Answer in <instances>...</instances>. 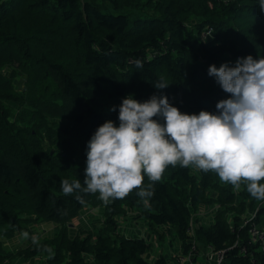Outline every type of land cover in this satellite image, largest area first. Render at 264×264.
Here are the masks:
<instances>
[{"label": "trees", "instance_id": "obj_1", "mask_svg": "<svg viewBox=\"0 0 264 264\" xmlns=\"http://www.w3.org/2000/svg\"><path fill=\"white\" fill-rule=\"evenodd\" d=\"M249 55L264 58L258 0H0V235L12 239L30 224L60 226L20 252H0V264L13 255L45 257L44 264H172L148 259L151 243L120 233L117 219L138 208L187 255V229L202 204L220 209L211 224L197 226L198 243L224 251L223 264H264L259 245L250 248L253 259L240 253L250 241L246 211H257L252 223L264 226V200L243 183L237 193L214 172L170 165L157 182L145 176L144 188L153 191L147 205L138 189L105 205L99 193L65 195L61 186L65 179L84 186L88 143L105 122L119 127L123 99L166 96L182 114L218 115L217 103L231 96L209 67ZM158 81L168 87L157 89ZM88 206L104 209V227L69 234Z\"/></svg>", "mask_w": 264, "mask_h": 264}, {"label": "clouds", "instance_id": "obj_2", "mask_svg": "<svg viewBox=\"0 0 264 264\" xmlns=\"http://www.w3.org/2000/svg\"><path fill=\"white\" fill-rule=\"evenodd\" d=\"M258 6L264 11V0H258ZM136 65L143 66L139 60ZM208 72L231 96L217 103L218 115L182 114L166 96L154 95L144 103L131 96L123 99L119 127L105 122L88 143L84 186L65 179L63 193H99L107 205L138 189L147 205L153 191L151 185L144 188L145 176L157 182L168 166L179 164L214 172L237 190L243 183L252 197L264 200V58L249 55L234 67L212 65ZM155 87L168 85L158 81ZM76 198L84 203L81 196Z\"/></svg>", "mask_w": 264, "mask_h": 264}, {"label": "rangeland", "instance_id": "obj_3", "mask_svg": "<svg viewBox=\"0 0 264 264\" xmlns=\"http://www.w3.org/2000/svg\"><path fill=\"white\" fill-rule=\"evenodd\" d=\"M236 63L228 64L229 67H234ZM11 73V69L7 70V76ZM16 88L19 91L24 90L25 79L24 77H17L15 80ZM14 118V116H13ZM242 186V185H241ZM243 188L240 187L237 190L239 193ZM211 195L208 192L207 196ZM239 200V199H238ZM220 209L218 205H200L193 214L191 224L196 230L197 226L200 224L212 223L214 215ZM257 211L247 210L242 216L245 219H251L256 215ZM104 209L101 207H86L78 219L74 220L69 227V234L75 236L79 232H93L96 233L100 228L104 227ZM139 220V221H137ZM118 231L123 235L124 230H136L142 229L143 233H146L147 240H152L151 250L147 255L148 259L156 258L157 256L165 257L174 264L182 256H187L183 254L182 242L173 234L168 231V228H152L149 223L141 217L138 208L127 209L126 212L121 214L118 219ZM130 226L132 228H130ZM60 229V226L53 223H38L28 225L24 231L16 234L12 239H7L0 235V252L2 255H10L11 253L20 252L34 242L43 239L45 237H53L54 234ZM27 233V236L24 234ZM196 235V234H195ZM195 235H189L190 241L192 242V249L195 248L196 254L193 258L194 264H202L208 262L209 250L205 245L197 242ZM153 254V255H152ZM194 254V253H193ZM195 258V260H194ZM7 261L4 264H44L46 261L45 257H38L36 259L25 260L24 258H16L14 255L12 257L7 256ZM44 261V262H43Z\"/></svg>", "mask_w": 264, "mask_h": 264}, {"label": "built area", "instance_id": "obj_4", "mask_svg": "<svg viewBox=\"0 0 264 264\" xmlns=\"http://www.w3.org/2000/svg\"><path fill=\"white\" fill-rule=\"evenodd\" d=\"M212 32L209 30L204 34V37L211 36ZM256 215L251 219L244 220V226H249V236L250 241L247 246L240 245V253L244 256H249L252 259L254 258V252L250 251L252 245H259L260 247L264 248V226L258 225L256 223H252ZM188 235H195V229L193 228L192 224L187 229ZM209 250V258L207 264H223L225 259V252L224 251H215L213 247L208 246ZM194 253V254H193ZM196 254L195 248L191 249L187 256H182L180 259L177 260L174 264H194L193 258ZM195 260V258H194ZM256 262L255 260H253Z\"/></svg>", "mask_w": 264, "mask_h": 264}, {"label": "crops", "instance_id": "obj_5", "mask_svg": "<svg viewBox=\"0 0 264 264\" xmlns=\"http://www.w3.org/2000/svg\"><path fill=\"white\" fill-rule=\"evenodd\" d=\"M137 221H139V220H137ZM130 228H132V227L130 226ZM124 233H125V235H129V236L133 235L135 237L147 239L146 233H143L142 229L139 230L138 227L136 230H132V229L131 230H124ZM149 241L152 242V240H150V239H149ZM165 257H167V256H165ZM158 258H159V256H157L156 258L153 257V259H150V260L154 261V260H157ZM207 263H202V264H207Z\"/></svg>", "mask_w": 264, "mask_h": 264}, {"label": "water", "instance_id": "obj_6", "mask_svg": "<svg viewBox=\"0 0 264 264\" xmlns=\"http://www.w3.org/2000/svg\"><path fill=\"white\" fill-rule=\"evenodd\" d=\"M71 226H73V225H71Z\"/></svg>", "mask_w": 264, "mask_h": 264}]
</instances>
